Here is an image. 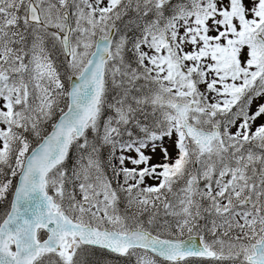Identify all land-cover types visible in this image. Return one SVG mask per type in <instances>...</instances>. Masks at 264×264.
<instances>
[{"label": "snow or ice", "instance_id": "1", "mask_svg": "<svg viewBox=\"0 0 264 264\" xmlns=\"http://www.w3.org/2000/svg\"><path fill=\"white\" fill-rule=\"evenodd\" d=\"M0 264H264V0H0Z\"/></svg>", "mask_w": 264, "mask_h": 264}]
</instances>
